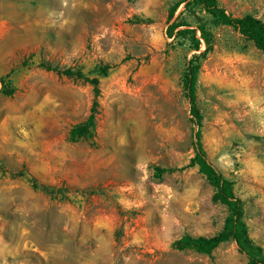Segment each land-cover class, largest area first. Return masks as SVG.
Masks as SVG:
<instances>
[{"label": "rangeland", "instance_id": "1", "mask_svg": "<svg viewBox=\"0 0 264 264\" xmlns=\"http://www.w3.org/2000/svg\"><path fill=\"white\" fill-rule=\"evenodd\" d=\"M183 1L0 0V264H248L234 242L211 256L172 247L218 234L229 216L197 167L181 169L198 131L264 251V54L201 8L179 7L174 20L205 26L212 44L195 126L184 75L207 45L196 52L189 37H169V10ZM218 2L264 21V0ZM45 64L90 78L112 67L100 77L93 138L70 134L91 113L93 86Z\"/></svg>", "mask_w": 264, "mask_h": 264}, {"label": "trees", "instance_id": "2", "mask_svg": "<svg viewBox=\"0 0 264 264\" xmlns=\"http://www.w3.org/2000/svg\"><path fill=\"white\" fill-rule=\"evenodd\" d=\"M184 4L185 11L199 7L214 19L216 26L224 25L233 28L239 32L240 35L247 41H250L254 46L264 54V21L253 15H245L242 17H234L229 14L227 10L222 7L218 0H185L172 6L169 10V37L173 38L177 35H184L189 37L190 49L196 52L201 51L202 40L204 39L207 49L200 54H194L188 61L187 68L184 75V90L189 100L192 121L195 126L200 127L203 116L197 105V82L199 72L201 69L202 60L206 54L211 50V38L206 27L201 25L198 28H192L190 24L181 23L180 16L175 19L177 10ZM182 14V13H181ZM174 20V21H173ZM185 28L184 30H178ZM178 30L177 32H175ZM198 31L201 37L198 36ZM177 33V34H175ZM49 71H55L58 74L64 75L68 78L80 80L89 83L93 86L95 92V99L89 117L82 123L76 125L70 132L73 140L82 138H93L96 125L97 116L99 114V97L101 95L100 77L108 75L110 65L101 66L100 74L97 77H87L73 68L62 69L58 66L45 64ZM2 90L1 94L7 97H13L16 89L13 88L9 81L1 78ZM197 167L199 172L206 177L208 183L214 188V201L221 203L228 207L229 216L226 220L225 226L218 234L206 236H191L185 235L173 243V249L177 251L193 250L200 254L211 256L216 249L227 242H234L238 247V251L245 255L248 259V264H264V251L262 247L257 245L249 236V229L245 221L244 202L239 198L234 191L235 183L228 179L218 168L209 160L207 152L204 148L200 131L195 135L194 140V156L190 163L181 169ZM159 173L164 170L158 169ZM35 189H39L53 199H67L64 188H54L46 185L34 184Z\"/></svg>", "mask_w": 264, "mask_h": 264}]
</instances>
